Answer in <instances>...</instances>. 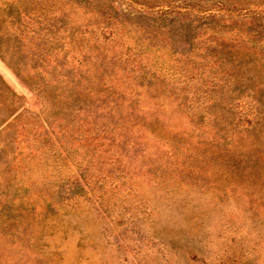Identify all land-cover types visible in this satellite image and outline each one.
Returning <instances> with one entry per match:
<instances>
[{
  "label": "rangeland",
  "instance_id": "obj_1",
  "mask_svg": "<svg viewBox=\"0 0 264 264\" xmlns=\"http://www.w3.org/2000/svg\"><path fill=\"white\" fill-rule=\"evenodd\" d=\"M212 56L181 61L178 69L192 79L183 92L162 79L139 90V108L158 125L125 140L98 135L87 149L76 136L60 139L59 148L43 139L35 158L20 156L33 133L0 162V264H264V122L258 137L243 129L250 98L233 116L223 110L226 99L223 107L208 102L213 89L227 85V98L234 89L224 73L231 67ZM0 74L24 99L22 115L75 122L60 115L49 88L27 87L1 59ZM198 98L211 109L203 120L193 113ZM225 117L240 128H226ZM245 135L259 147L242 150ZM221 137L235 138L237 152L199 145ZM58 151L66 160H57ZM76 179L83 186L68 193Z\"/></svg>",
  "mask_w": 264,
  "mask_h": 264
},
{
  "label": "trees",
  "instance_id": "obj_2",
  "mask_svg": "<svg viewBox=\"0 0 264 264\" xmlns=\"http://www.w3.org/2000/svg\"><path fill=\"white\" fill-rule=\"evenodd\" d=\"M0 37V59L27 87L39 93L49 88L60 115L75 119L67 124L66 118L22 115L24 99L0 74V162L21 149L33 133L35 143H27L28 153L20 156L35 158V146L43 139L59 148L60 139L76 136L87 149L97 145L98 135L110 133L125 140L130 132L158 125L154 114L139 108V90L152 89L162 79L183 92L192 79L178 69L181 61L194 64L212 55L231 67L224 73L234 81L228 83L234 89L229 98L223 91L227 85L220 92L213 89L208 102L223 107L226 99L223 110L233 116L242 110V99L250 98L254 104L243 129L257 137L262 131L264 0H0ZM21 54L31 62L21 64L16 57ZM200 102L193 113L202 119L211 109L206 99ZM19 117L21 124L10 127ZM221 121L226 128H240L227 117ZM250 135H245L244 151L259 147L258 138ZM199 145L237 152L239 142L221 137ZM54 156L66 160L59 151ZM82 186L76 179L67 192Z\"/></svg>",
  "mask_w": 264,
  "mask_h": 264
}]
</instances>
